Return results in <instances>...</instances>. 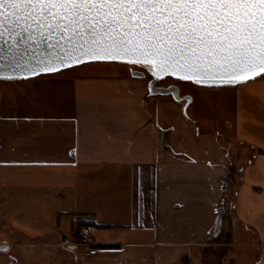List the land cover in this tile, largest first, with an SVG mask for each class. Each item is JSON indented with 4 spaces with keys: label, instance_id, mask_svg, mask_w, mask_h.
<instances>
[{
    "label": "crops",
    "instance_id": "0c3cea01",
    "mask_svg": "<svg viewBox=\"0 0 264 264\" xmlns=\"http://www.w3.org/2000/svg\"><path fill=\"white\" fill-rule=\"evenodd\" d=\"M90 64L0 79V207L52 200L71 233L0 264H264V74L184 82L186 113Z\"/></svg>",
    "mask_w": 264,
    "mask_h": 264
},
{
    "label": "snow or ice",
    "instance_id": "6c2138e0",
    "mask_svg": "<svg viewBox=\"0 0 264 264\" xmlns=\"http://www.w3.org/2000/svg\"><path fill=\"white\" fill-rule=\"evenodd\" d=\"M85 58L235 85L264 73V0H0V79Z\"/></svg>",
    "mask_w": 264,
    "mask_h": 264
},
{
    "label": "rangeland",
    "instance_id": "374dc122",
    "mask_svg": "<svg viewBox=\"0 0 264 264\" xmlns=\"http://www.w3.org/2000/svg\"><path fill=\"white\" fill-rule=\"evenodd\" d=\"M89 63H94L90 65H93L95 67H115L118 69H123L124 71H126V73L129 72L130 67L135 65V63L125 62V61H116V62L93 61ZM148 75L149 74H147L146 77ZM164 81L173 82L174 84H178L179 86L185 82L171 76H167L164 79ZM186 83H191V82H186ZM180 103H183L182 105H184V102L181 101ZM0 196H2L1 193ZM57 204L58 203L53 202L52 200L46 201L44 203L40 201L39 203L41 208L40 210L33 209V207L27 206L25 204L23 206L28 209L26 208L20 209L21 207H16L11 210H6L0 207V241L9 240V242L11 243L38 242L39 241L38 239L44 240L49 234H57L61 238L63 234L68 233L69 235H71L70 230L68 228L69 225L67 224L69 219L64 218L62 220V227H58L57 225L58 223V219H57L58 217H56ZM41 231L43 232V234L44 233L46 234L45 236L42 234L44 238L41 236L38 239L36 237H33L35 233ZM12 249H16V247L13 246L12 248H9L7 250L0 251V256H5V255L11 256L10 260H12L11 259L13 258L11 255L13 251ZM14 257H16V254H14Z\"/></svg>",
    "mask_w": 264,
    "mask_h": 264
},
{
    "label": "water",
    "instance_id": "95a60500",
    "mask_svg": "<svg viewBox=\"0 0 264 264\" xmlns=\"http://www.w3.org/2000/svg\"><path fill=\"white\" fill-rule=\"evenodd\" d=\"M118 61H125V62L132 63L130 60H128V58H121ZM89 62H93V61H91L89 58H85L83 63H81L79 65L89 63ZM135 64L140 65L143 69L142 70L130 69V73L132 76H134V77H146L147 74L151 75V78L148 81L149 94H151V95H171L176 101L184 102V111L187 113L188 107L193 100V97L190 94H182L181 88L178 84L173 83V84H169L166 86H161V85L156 84V82L160 78H164L167 76L178 78L177 74L161 75L160 72L155 68L154 62L150 65L151 70H149L148 67H146L145 64H143V63H135ZM79 65L73 64L70 68L76 67ZM41 74H44V73H41ZM263 74L264 73H260L259 75H256L255 73H249L248 76L251 77V79H252V78L258 77V76L263 75ZM2 75L4 77H6L5 79H7V77H11L10 80H14V79L22 78V77H32L33 76L29 72H26V71L14 72V71H10V70L4 71L2 73ZM193 79H195V78H193ZM247 80H250V79H247ZM241 81H245V79L240 78V82ZM149 85L153 86L154 90H150ZM202 85H221V84H213V83L209 82L208 84H202ZM8 248H9L8 242L3 241L2 243H0V250H7Z\"/></svg>",
    "mask_w": 264,
    "mask_h": 264
},
{
    "label": "flooded vegetation",
    "instance_id": "af4514ba",
    "mask_svg": "<svg viewBox=\"0 0 264 264\" xmlns=\"http://www.w3.org/2000/svg\"><path fill=\"white\" fill-rule=\"evenodd\" d=\"M130 69H140V70H142L143 68L140 66V65H134V66H132V67H130ZM129 69V70H130ZM148 77V79H150L151 78V75H148L147 76ZM166 77H164V78H160L157 82H156V84L157 85H161V86H166V85H169V84H173V82H168V81H164V79H165ZM180 88H181V86H180ZM181 93L182 94H187V93H185V92H183L182 91V88H181Z\"/></svg>",
    "mask_w": 264,
    "mask_h": 264
},
{
    "label": "trees",
    "instance_id": "16d2710c",
    "mask_svg": "<svg viewBox=\"0 0 264 264\" xmlns=\"http://www.w3.org/2000/svg\"><path fill=\"white\" fill-rule=\"evenodd\" d=\"M235 149H236V148L232 147L231 145H228V150H229V152H230L231 154L234 153V150H235Z\"/></svg>",
    "mask_w": 264,
    "mask_h": 264
},
{
    "label": "built area",
    "instance_id": "2783aa9c",
    "mask_svg": "<svg viewBox=\"0 0 264 264\" xmlns=\"http://www.w3.org/2000/svg\"><path fill=\"white\" fill-rule=\"evenodd\" d=\"M84 238L87 240L89 237L87 236V234H84Z\"/></svg>",
    "mask_w": 264,
    "mask_h": 264
}]
</instances>
